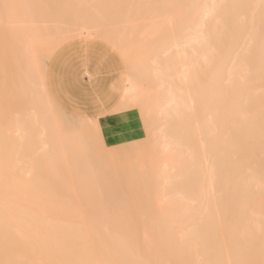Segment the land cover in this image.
I'll list each match as a JSON object with an SVG mask.
<instances>
[{
	"label": "bare ground",
	"instance_id": "1",
	"mask_svg": "<svg viewBox=\"0 0 264 264\" xmlns=\"http://www.w3.org/2000/svg\"><path fill=\"white\" fill-rule=\"evenodd\" d=\"M79 38L128 67L104 121L46 90ZM0 264H264V0H0Z\"/></svg>",
	"mask_w": 264,
	"mask_h": 264
},
{
	"label": "crops",
	"instance_id": "2",
	"mask_svg": "<svg viewBox=\"0 0 264 264\" xmlns=\"http://www.w3.org/2000/svg\"><path fill=\"white\" fill-rule=\"evenodd\" d=\"M110 57V52L106 49L94 57L84 56L74 48L59 52L51 59L47 68L45 76L47 93L63 110L75 113L84 109L85 93L91 89L90 83L104 75ZM124 80L123 73L119 72L103 83V91L115 98V105L122 96Z\"/></svg>",
	"mask_w": 264,
	"mask_h": 264
},
{
	"label": "rangeland",
	"instance_id": "3",
	"mask_svg": "<svg viewBox=\"0 0 264 264\" xmlns=\"http://www.w3.org/2000/svg\"><path fill=\"white\" fill-rule=\"evenodd\" d=\"M78 9L79 8L77 7V10ZM74 10L76 9L74 8ZM68 48H72V49L74 48V50H79L80 52H82L84 56H91V57L96 56L100 51H102L103 49H106L110 52V56H111L109 58L110 60L109 66L105 70L104 75H102L97 81L90 83L91 89H89L85 93L86 95L84 96L85 105H84V109H81L82 111L78 110L75 113H70L66 110H63L62 108H59V105H57L50 96L49 98H51L50 100L52 101V103L56 105V107H58L60 110H62L65 114H68L76 118H89V117L99 118L100 121H104L105 118L110 116L108 112L115 106V98L114 97L112 98L111 97L112 95H110L109 93L106 94L103 91L104 90L103 83H105V81L108 78L112 77L113 75L119 72L123 73L124 78H125L126 74L128 73L127 71L128 67L126 63L124 62V59L121 57V55L118 54V52L108 43L103 42L96 38H79V39H72V40L65 42L51 55V57L49 58L47 62L45 76L47 74V68H48V65L51 59L59 52L61 51L63 52L64 50H67ZM78 124H80V122H78ZM82 125H87V124L82 123ZM88 125L90 126V124ZM89 126L87 130L89 132H92V128ZM86 139L87 137L85 138V140ZM93 140L94 139L92 137L90 138L88 136L87 141H90V142L92 141L91 146L95 148V151H98V146H96V143ZM126 146L124 145V147ZM106 149L108 150V153H107L108 155L110 154L113 157L118 156L117 154L118 149H113V147L111 146L110 147L106 146Z\"/></svg>",
	"mask_w": 264,
	"mask_h": 264
},
{
	"label": "snow or ice",
	"instance_id": "4",
	"mask_svg": "<svg viewBox=\"0 0 264 264\" xmlns=\"http://www.w3.org/2000/svg\"><path fill=\"white\" fill-rule=\"evenodd\" d=\"M4 7H5V8H8V7H10V6H9V5H5Z\"/></svg>",
	"mask_w": 264,
	"mask_h": 264
}]
</instances>
